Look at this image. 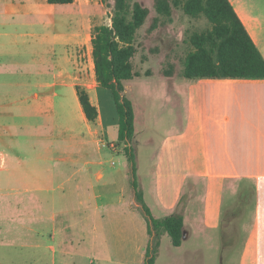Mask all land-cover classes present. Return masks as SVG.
<instances>
[{"label": "crops", "instance_id": "crops-1", "mask_svg": "<svg viewBox=\"0 0 264 264\" xmlns=\"http://www.w3.org/2000/svg\"><path fill=\"white\" fill-rule=\"evenodd\" d=\"M230 1L264 56V7ZM94 5L91 0L70 4L0 0V264H36L34 252L40 248L35 242L36 222L51 219L53 192L61 188L62 201L77 196L96 203L92 221L98 235L106 229L113 234L118 230L130 240L131 224L126 219L131 223L136 213L117 207L122 194L116 203L100 189L101 185L110 189L126 175L107 174L102 167L106 148L118 153L109 145L117 141L118 115L111 91L98 85L95 77L91 38L99 24H93ZM188 80L186 116L181 122L178 117L177 130L165 136L156 153L151 211L162 218L181 210L184 242L199 229L190 204L203 190L200 221L207 232L221 234L228 189L230 203L236 196L228 181L250 178L256 185L257 204L251 248L247 246L245 255L250 250L252 264H264V79ZM77 85L98 107L96 123L85 117ZM103 94L107 104L102 102ZM64 95L76 102L80 132L63 116ZM139 180L143 182L142 174ZM197 180L204 183L203 189ZM135 199L130 205L138 207ZM101 207L106 208L100 215ZM121 221L124 227L117 228ZM138 233L143 258L149 243L147 223H141ZM108 248L114 259L116 248L112 253Z\"/></svg>", "mask_w": 264, "mask_h": 264}, {"label": "rangeland", "instance_id": "rangeland-1", "mask_svg": "<svg viewBox=\"0 0 264 264\" xmlns=\"http://www.w3.org/2000/svg\"><path fill=\"white\" fill-rule=\"evenodd\" d=\"M94 5L91 16L93 24H110L111 15L114 6V0H91ZM138 1L149 8L150 13L144 26L137 35L138 50L134 57L135 69L141 73L140 76L127 82V95L133 101L137 112L136 133L134 138V147L137 154L138 180L142 174L143 182L140 183L142 190H146V202L151 208V193L153 184V174L155 170L156 153L160 150L165 136L177 130L181 119L186 116L187 110V88L189 80L182 76V64L184 57L191 49L188 36L193 30H204L210 27L206 18H192L186 15L182 9L173 6L172 22H167L161 17L159 26L150 31L149 27L153 23L158 13L155 9V0H131ZM247 5L264 7V0H246ZM174 65V77L164 76V69L169 64ZM150 74L147 75L146 73ZM109 91V89H108ZM178 94V97L173 96ZM102 102L107 104V96H101ZM65 106L61 107L63 116L67 122L77 130H82V123L79 119V111L75 109V103L70 95H64ZM59 108V107H58ZM64 117V118H65ZM115 131V130H114ZM117 131V128H116ZM115 131V132H116ZM113 147L118 153H113L106 148L103 154L104 165L107 174L120 171V183L113 185L110 189L100 186V189L109 194L118 203V196L122 194V202L117 204L122 210L128 212L131 209L136 215L132 216L129 235L117 230L115 234L107 229L101 235L95 232L97 223H93L92 216L96 215L95 202L87 200L86 197L73 196L68 200H61L60 192L64 188L53 192V203L51 205V219L36 222V244H40L34 252L36 264H141L146 259L142 251L138 249L141 235L138 230L141 223H147V219L140 209L135 205H130L131 199H134V190L131 186V171L128 159L122 151V147L114 142ZM109 145L112 146L110 143ZM114 163V164H113ZM116 175V174H115ZM140 182V180H139ZM228 184L235 186V181ZM196 185L203 189L204 183L201 180L196 181ZM92 190L89 194L92 195ZM227 206L232 207L231 191L228 189ZM106 198V197H105ZM187 196L183 199L181 206L186 202ZM230 198V199H228ZM204 200V191H199L194 196L190 209L193 210V217L198 221L199 229L183 242L180 247H175L170 242L166 234L161 237V243L158 251L157 264H252L250 250L245 255V251L251 248V219L250 214L243 222H234L228 227L227 231L233 235L235 240L232 245L223 247L220 239L221 234L217 231H208L201 222V206ZM136 201V199H135ZM101 203V201H100ZM102 205V204H101ZM132 206V208H131ZM106 208V207H105ZM105 208L99 209L100 215L105 212ZM153 213V212H152ZM154 214V213H153ZM47 215V212H46ZM155 215V214H154ZM188 220V217H186ZM123 221L117 224V228H123ZM233 233H232V232ZM228 234V235H229ZM219 235V236H218ZM100 241V251L97 250V244ZM124 243L126 244L124 247ZM112 253V247L116 248V257L113 259L109 255V248ZM50 247V248H49ZM124 247V248H123ZM145 250V249H144ZM221 251V252H220ZM6 255H12L13 252H6ZM108 255L110 260H104L101 255ZM5 255V256H6ZM15 255V254H14ZM11 257V256H10ZM9 257V258H10Z\"/></svg>", "mask_w": 264, "mask_h": 264}, {"label": "trees", "instance_id": "trees-1", "mask_svg": "<svg viewBox=\"0 0 264 264\" xmlns=\"http://www.w3.org/2000/svg\"><path fill=\"white\" fill-rule=\"evenodd\" d=\"M47 1L51 4H70L75 0ZM173 6L182 9L192 18L203 17L210 23L209 28L190 32L188 41L191 49L183 60L181 71L183 77L191 80L264 79V56L230 0H155L158 16L150 25V31L159 26L161 17L167 22H172ZM149 13V8L138 1L114 0L111 23L93 27L91 44L96 81L98 85L111 91L118 115L116 143L122 147L128 159L131 186L136 201L147 219L149 243L144 264H155L163 234L169 235L173 246L179 247L183 244L185 218L181 210L162 218L155 217L145 201L138 180L137 154L134 147L136 112L132 99L126 93L125 82L141 75L135 69L133 59L138 50V32L146 23ZM163 74L167 77L172 76L174 65L170 63ZM76 92L85 117L88 121L96 123L99 109L91 101L88 91L77 85ZM234 181L233 193L236 195L234 203L232 207H228L226 202L223 205L221 219L223 247L232 245L236 239L229 234L228 227L234 222H243L248 214L251 216L252 224L256 210L257 189L254 181L247 177L232 182ZM182 203L183 200L180 204Z\"/></svg>", "mask_w": 264, "mask_h": 264}, {"label": "built area", "instance_id": "built-area-1", "mask_svg": "<svg viewBox=\"0 0 264 264\" xmlns=\"http://www.w3.org/2000/svg\"><path fill=\"white\" fill-rule=\"evenodd\" d=\"M115 145L112 144V147H114Z\"/></svg>", "mask_w": 264, "mask_h": 264}, {"label": "water", "instance_id": "water-1", "mask_svg": "<svg viewBox=\"0 0 264 264\" xmlns=\"http://www.w3.org/2000/svg\"><path fill=\"white\" fill-rule=\"evenodd\" d=\"M184 238H185V235H184Z\"/></svg>", "mask_w": 264, "mask_h": 264}]
</instances>
